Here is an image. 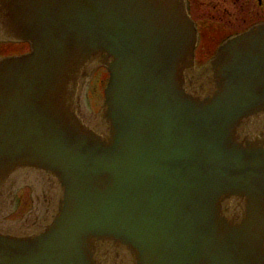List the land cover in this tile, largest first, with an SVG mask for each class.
<instances>
[{"label":"water","instance_id":"water-1","mask_svg":"<svg viewBox=\"0 0 264 264\" xmlns=\"http://www.w3.org/2000/svg\"><path fill=\"white\" fill-rule=\"evenodd\" d=\"M4 42L0 264H264V23L198 69L187 0H0Z\"/></svg>","mask_w":264,"mask_h":264},{"label":"flooded vegetation","instance_id":"flooded-vegetation-1","mask_svg":"<svg viewBox=\"0 0 264 264\" xmlns=\"http://www.w3.org/2000/svg\"><path fill=\"white\" fill-rule=\"evenodd\" d=\"M187 4L200 35L196 48L199 68L216 54L226 39L264 23V0H187ZM206 34L212 43L209 48L204 44ZM211 48V55L199 60L200 51L205 50L207 54ZM100 107L93 109L98 110ZM19 210L20 205L17 212Z\"/></svg>","mask_w":264,"mask_h":264},{"label":"rangeland","instance_id":"rangeland-1","mask_svg":"<svg viewBox=\"0 0 264 264\" xmlns=\"http://www.w3.org/2000/svg\"><path fill=\"white\" fill-rule=\"evenodd\" d=\"M204 44L206 47H211L212 43L210 41L209 35L204 36ZM213 48V47H212ZM212 48L208 51L207 54L205 50H201L198 57L199 60L207 59L211 53ZM29 50V45L23 43H1L0 44V56L13 55L27 52ZM204 57V58H203ZM108 79V73L105 69H100L94 75L92 82L89 87V100L92 107L98 108L104 102V90L106 82ZM17 198L20 200V210L11 216L12 219H18L21 217L22 213L26 212L31 207L32 198H31V189L25 187L19 191ZM21 215V216H20Z\"/></svg>","mask_w":264,"mask_h":264}]
</instances>
